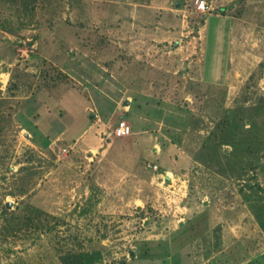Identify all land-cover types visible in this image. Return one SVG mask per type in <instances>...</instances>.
Segmentation results:
<instances>
[{"label":"rangeland","instance_id":"374dc122","mask_svg":"<svg viewBox=\"0 0 264 264\" xmlns=\"http://www.w3.org/2000/svg\"><path fill=\"white\" fill-rule=\"evenodd\" d=\"M196 1L0 0V264H264V0Z\"/></svg>","mask_w":264,"mask_h":264},{"label":"built area","instance_id":"2783aa9c","mask_svg":"<svg viewBox=\"0 0 264 264\" xmlns=\"http://www.w3.org/2000/svg\"><path fill=\"white\" fill-rule=\"evenodd\" d=\"M196 5L199 11L203 12L207 9V5L205 4L204 1L197 0ZM131 131H132L131 126L127 122L121 120L117 123V126L114 129V135L118 138H122L129 136L131 134Z\"/></svg>","mask_w":264,"mask_h":264},{"label":"trees","instance_id":"16d2710c","mask_svg":"<svg viewBox=\"0 0 264 264\" xmlns=\"http://www.w3.org/2000/svg\"><path fill=\"white\" fill-rule=\"evenodd\" d=\"M176 253L172 252V255H174ZM79 262H82V263H86V264H94V262L96 261V259H94V257L90 256V255H82L79 259H78Z\"/></svg>","mask_w":264,"mask_h":264}]
</instances>
